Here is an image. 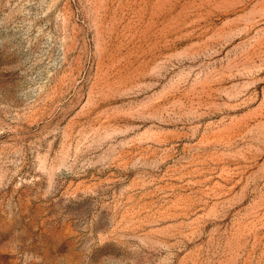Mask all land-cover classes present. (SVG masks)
<instances>
[{
    "label": "rangeland",
    "instance_id": "rangeland-1",
    "mask_svg": "<svg viewBox=\"0 0 264 264\" xmlns=\"http://www.w3.org/2000/svg\"><path fill=\"white\" fill-rule=\"evenodd\" d=\"M0 264H264V0H0Z\"/></svg>",
    "mask_w": 264,
    "mask_h": 264
}]
</instances>
